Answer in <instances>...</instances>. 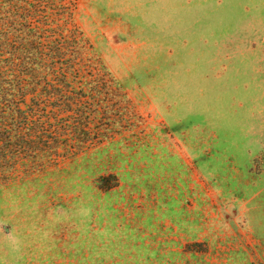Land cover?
<instances>
[{"label": "rangeland", "instance_id": "374dc122", "mask_svg": "<svg viewBox=\"0 0 264 264\" xmlns=\"http://www.w3.org/2000/svg\"><path fill=\"white\" fill-rule=\"evenodd\" d=\"M46 8L99 84L39 89L49 145L6 142L0 264H264V0Z\"/></svg>", "mask_w": 264, "mask_h": 264}, {"label": "trees", "instance_id": "16d2710c", "mask_svg": "<svg viewBox=\"0 0 264 264\" xmlns=\"http://www.w3.org/2000/svg\"><path fill=\"white\" fill-rule=\"evenodd\" d=\"M52 2L0 0V158L11 147L6 142L13 139L25 150L34 145L41 151L49 145L44 137L53 131L52 111L47 110L46 102L41 108L38 105L39 89L48 92L70 89L73 83L70 75L74 76V86L80 88H96L99 84L98 78L87 80L85 74L82 76L81 61L73 57L75 48L66 34L76 35L77 30L61 31L48 24L40 27L43 25L34 17L35 13H45L42 10H48L46 5ZM26 103L29 106L23 110ZM13 147L16 151L14 143Z\"/></svg>", "mask_w": 264, "mask_h": 264}]
</instances>
